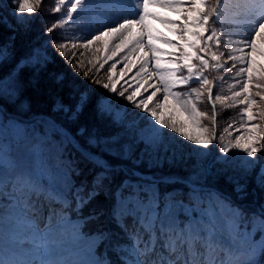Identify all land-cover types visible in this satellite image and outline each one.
<instances>
[{
  "label": "snow or ice",
  "instance_id": "snow-or-ice-1",
  "mask_svg": "<svg viewBox=\"0 0 264 264\" xmlns=\"http://www.w3.org/2000/svg\"><path fill=\"white\" fill-rule=\"evenodd\" d=\"M149 2L150 0H142V3L132 4V0H110L106 5L107 12L94 14L90 0H54L51 8L53 14L61 12V6L66 3L70 7L63 19L57 18L43 30L46 34H52L58 27L67 24L73 12L79 9V23L75 27L81 28L77 39L84 40L85 46L99 41L109 33L123 35L137 23L141 25L142 31L134 43L137 47L141 46L145 37L152 36L151 32L143 31L147 27L144 24L145 16L173 25L169 30L178 32L182 43L177 44L163 35L155 37L178 50V55L165 53L167 63L172 67L161 70V57L156 53L163 50L149 43L147 46L150 52L140 57L142 63L139 71L127 80L123 79L127 75L124 69L129 72L131 69L126 63L121 69L120 79L114 75L119 61L112 63L107 77L109 82L103 84L92 79L87 84L75 85L67 81L64 73L51 74V82L56 88L53 105L55 111L64 118L61 127L65 130L56 129L55 122L49 125L59 142L54 146L55 164L41 172L46 177V183L32 172L21 170L0 144V196H5L10 201V208L20 210L17 215L10 214L6 224L0 228V252L5 248L15 252L27 246L32 254H36V258L5 260L0 257V264H111L110 261L92 259L67 261L44 258L45 253L51 257L54 244L48 240L47 233H41L35 218L47 217L48 223L44 226L47 230L51 228L54 219L59 218L67 223L69 212L82 222L79 227L91 226L89 235L97 238L100 244L113 238V230L122 234L123 240L117 247L124 245L121 253L126 259L120 260L119 264H257L254 259L257 251L264 254V202L259 205L258 213H249L241 205L235 204L229 196L201 183L199 174L195 181H182L176 177L158 175L155 171L161 160L167 159L169 154L163 131L165 127L188 141L194 140L191 134L181 131L182 126L175 122L166 123L158 112L171 97L185 111H189L188 106L191 105L194 115L206 116V113L199 112L196 108V100L203 96V89L213 108L212 129L215 128L216 102L224 105L231 99L243 106L241 115L247 118V131L256 133L246 143L241 142L244 139L242 135H237L234 142L219 149L226 154L230 148H235L252 158L243 159L241 176L229 177V183H233V190L238 198L247 199L250 195L247 179L258 163L257 153L264 151V125L252 123L256 119L264 120V107L258 106V114L253 113L252 108L257 105V100L253 98L250 88L255 87V96L264 101V82L260 81L259 76H253L256 69L252 67L245 48L237 49L243 54L228 56L224 64L221 63L223 54L212 51L214 46L218 49L222 42L217 30L209 27L213 16L219 19L221 0H216L215 6L210 8L206 7L205 0H151L181 13L179 22L147 12ZM44 3L45 0H32L31 3L29 0H20L18 8L13 11L33 14L39 12ZM185 3L189 7L185 8ZM258 7L264 12V0H260ZM127 12L137 18L124 19L116 27H108ZM185 12L187 14L183 15ZM29 18L18 19L17 23L23 25ZM93 25L105 30L89 40L87 36L91 34L90 28ZM260 30H264V16L260 17L257 36L260 35ZM11 39L14 41L15 37ZM64 40L62 35L51 36L44 46L43 54L31 50L19 60L16 66L21 71L25 68L32 69L35 79L29 83L34 87H39L42 76L47 74L49 49L57 50L52 53L53 57L57 53L61 57L67 56L64 49L68 45ZM241 43L250 47L252 52L257 51L254 40ZM116 47L119 51L120 46ZM115 55L114 52L113 56ZM8 59H17L12 46L0 45V62ZM153 61H156L154 67L160 84L145 98L143 92H147L153 85L148 83L142 92L143 86L139 85L138 78L149 75L146 68ZM227 61H233L232 68L236 69L237 77H244L243 82L235 80V84L242 83V86L239 91H232L230 97L217 94L213 98L215 85L207 78L205 71L209 67L217 70L224 68ZM237 61L241 65L239 68H236ZM103 66L101 63L100 67ZM260 71L264 74V70ZM185 72L187 75L183 74ZM88 76L89 73H84L83 79L88 80ZM254 79L257 82L251 85L250 82ZM193 80L199 83L200 89H191L189 97L195 94L196 100L181 99L183 94L174 89ZM93 84L100 85L105 92L97 95L91 87ZM134 85L136 86L133 87ZM130 88L133 89L131 92L128 91ZM17 91L22 95L19 87ZM108 92L119 95L127 104L114 101L108 96ZM158 93L162 94V100ZM20 103L23 106L24 102ZM129 106L141 109L150 116L129 119ZM120 108L124 110L123 115L115 111ZM86 114L92 116V122L86 120ZM99 121L110 123L115 130L111 134L102 133ZM196 126L201 129L199 135L202 138L195 139V144L206 151L215 138V132L209 137V128L200 123ZM21 132L27 134V129H14L17 136ZM171 155L174 157L175 153L172 152ZM221 162L227 163L226 159ZM9 184L11 192L6 194L2 189ZM175 184H183L184 187H169ZM255 185L264 198V164L260 165ZM21 229H27L26 235H32L30 241L21 240ZM257 236L261 238L257 239ZM91 254L90 245L88 255Z\"/></svg>",
  "mask_w": 264,
  "mask_h": 264
},
{
  "label": "rangeland",
  "instance_id": "rangeland-1",
  "mask_svg": "<svg viewBox=\"0 0 264 264\" xmlns=\"http://www.w3.org/2000/svg\"><path fill=\"white\" fill-rule=\"evenodd\" d=\"M142 3V0H132V4ZM110 3V0H90V4L93 6L94 14H104L107 12L106 5ZM246 11H238L236 13L237 18L241 19L239 28H235L230 45L234 50L235 56H240L243 53L237 51V49L245 48L250 56L251 64L256 71L253 72V76L259 78L264 75L261 74L260 70L264 68V46H262L258 41V36L256 35V30L259 27V20L261 16H264V12L259 9L257 3L250 5ZM102 8V12L99 13L98 8ZM130 7V6H128ZM149 13H156L162 18H166L170 21H175L177 17V12H174L168 8L160 6V4L149 2L147 9ZM79 9L73 12L72 20H79L78 17ZM187 13H185L186 15ZM137 17L127 12L116 23L109 24L108 27H116L117 23H122L124 19H136ZM245 22V24H244ZM144 24L147 26L143 31L151 32V37H145L141 43V46H136L135 41L140 37L142 28L139 23L135 24L131 29L125 32L123 35L119 33H109L105 36L103 52L106 57H111L113 62H117L116 68L114 69V75L117 79L121 77V69L124 68V64L128 65V68L131 69L129 72L128 69H124L127 72V75L123 79H129L133 77L137 71H139V66L142 63L140 57L144 56L145 53H149L150 49L148 44L151 43L158 49H162V52H157L156 55L161 57L159 64L161 70L163 71L166 68L172 67L171 64L167 63L168 57L165 53H173V50L170 45L164 43L160 39L155 37L162 35L163 33H171L169 30L172 25L161 22V20L155 19L152 16H145ZM103 30H105L103 28ZM264 31V30H260ZM81 34V33H80ZM89 35L87 36V39ZM254 40L256 44L257 51L252 52L250 47H245L242 41ZM81 43H85L84 40L80 39ZM117 45L120 46L119 51L117 50ZM135 48V51H133ZM116 53L113 56V53ZM156 61L151 62L146 71L149 75H141L138 78L139 85H142L141 91L143 92L144 88H147L148 83L153 85L152 88H149L147 92H143L144 97L146 98L151 91L155 90V87L160 84L159 76L156 73L154 67ZM236 68H239L241 65L237 61ZM223 77V79H221ZM240 79L243 82L244 77L236 76V69L229 67L223 73H221L214 83L213 88V98L215 95L219 94L222 96H231L232 91H239L242 83L240 85L235 84V80ZM255 80V79H254ZM251 81L250 84L252 82ZM131 83V81H129ZM134 85L133 87H135ZM197 89V87L186 85L184 87H176L174 90L182 93L181 99L191 98L196 100L195 94H192L189 97L191 89ZM133 89H129L131 92ZM110 98H113L114 101H117L116 98L112 95H108ZM159 99L162 100V94H159ZM254 98V97H253ZM255 99V98H254ZM121 104H127L122 102ZM217 105H220L221 109H224L229 113L227 121L221 128L220 132L215 136L213 142L208 146V149L205 151L201 149L200 146L195 144V139L202 138L199 133L201 131L196 125L197 123L202 124L204 127L209 128L207 120L209 119V111L206 108L203 96L196 100V108L199 112L206 113L204 117L196 116L191 111V105H189V111H185L179 104H177L171 97L167 104L160 109L158 112L159 115L165 119L166 123L175 122L177 125L182 126L181 131L187 132L194 137L193 141H188L184 136L178 135L176 132H169L167 127L163 129L165 134V142L169 146V154L167 159H162L159 168L166 169H187L191 168L192 172L190 173L188 180L195 181L197 179V174L200 176V182L203 183L205 177L213 171H216L220 175L229 179V177H239L242 175L241 164L244 158L252 159L251 157H246V154L235 149L230 148L228 153H221L219 149L227 145L229 142H234L237 135H242L244 139L242 143L248 142L253 136L256 135L255 132H248L247 128L249 125L246 123V116L241 115L242 105H238L234 100L229 99L226 104L221 105L219 102H216ZM154 107V105H153ZM256 106L253 105L252 111L254 114L256 112ZM119 111L122 115L124 113L123 108L115 109ZM129 112V111H128ZM149 115L144 113L141 109L136 111L133 116H130L129 119H135L137 117H143ZM140 121L138 120L137 123ZM252 123L261 124L258 119L252 121ZM0 144L3 145L4 149L10 154V156L17 162L21 170H26L32 172L37 178L42 182L46 183V177L41 175L42 169L50 168L55 164V145L57 144L49 134H36L32 137L23 138V132L19 136L15 135L14 129L24 128V123L21 122L16 117H9L5 119L0 113ZM211 137L210 131L208 133ZM174 152L175 156L172 157L171 153ZM259 153L256 155L258 163L255 168H258L257 173L261 164H264V156L262 159L259 157ZM163 155V154H162ZM226 159L227 163H223ZM43 161V164H41ZM253 169V170H254ZM252 170V172H253ZM251 172V173H252ZM176 177V176H174ZM178 178V177H176ZM20 213L18 208H10V201L6 199L5 196H0V228L6 224L7 217L11 215H17ZM68 222H64L59 218L54 219L51 222V228L45 229V224L48 223L47 217H44L42 221L35 223L39 226L41 233H47V238L54 244L52 249V255L49 256L48 253L44 254V258H52L59 260L67 261H80V260H99L96 245L98 244V239L92 237L91 235L82 236L78 231V226L81 223L76 216L70 215L67 213ZM27 229H21L19 232L20 238L22 241L32 239L31 234H27ZM261 238V237H260ZM257 238V239H260ZM91 245L92 254L88 255L89 246ZM260 253L257 251L254 259L257 264H260ZM0 257L5 260L11 259H20V260H29L36 258V254H32L29 247L25 246L20 249H17L15 252L10 251L8 248H5L3 252H0Z\"/></svg>",
  "mask_w": 264,
  "mask_h": 264
},
{
  "label": "trees",
  "instance_id": "trees-1",
  "mask_svg": "<svg viewBox=\"0 0 264 264\" xmlns=\"http://www.w3.org/2000/svg\"><path fill=\"white\" fill-rule=\"evenodd\" d=\"M19 2L20 0H0V20H3V22H0V45H11L17 57V59H8L7 61L0 62V105L4 107L5 112L18 114L24 117L46 115L52 118L59 126H62L64 124V118L55 111L53 105L56 88L52 84L50 76L53 73H64L67 77V81L75 85L87 84L92 79L99 80L101 84L109 82L107 79L109 68L114 62L111 59L109 60L103 52L105 36L101 37L99 41H93L91 45L85 46V43H81L80 39H77L81 33V28H76L75 24L79 23V20L68 21V23L63 27H58L54 33L46 34L43 30L51 26L57 18L63 19L67 14V10L70 5L67 3L62 5L61 12L53 14L51 13V8L53 7L54 0H45L44 5L39 12L29 14L27 12L19 13L13 11L15 8H18ZM31 2L32 0H29V3ZM215 4L216 0H205L207 8L214 7ZM184 7L187 8L189 5L185 3ZM239 9L238 3L234 0H221L219 7V19L213 16V22L209 25V27L215 28L217 33L222 37V42L219 48L217 49L214 46L212 49L213 52L223 54V59L221 60L222 64L225 63L228 56H235L234 50L230 47L229 40L232 29H235L236 25L239 23V20L235 15ZM185 13L183 15H185ZM181 15V13H178V17L176 19L177 22L180 21ZM24 17L30 18L26 19L23 25L17 23L18 19H22ZM99 32H103L102 27L93 25L90 28L91 34L88 39H92V36L97 35ZM54 35H62L65 37L64 42L68 46L64 49V51L67 53V56L61 57L57 53L55 57H53L52 53H56L57 50L49 49L48 59L50 63L47 68V74L42 76L39 87H34L31 83H29L35 79L32 69L25 68L21 71V69L16 65L19 63V60H21L31 50H36L43 54L46 42ZM163 35L177 44L182 43L179 39L178 32L172 31L171 34ZM13 36L15 37L14 41L11 39ZM258 41L262 46H264V31L260 32ZM173 53L178 55V50L174 49ZM105 61L107 62L104 63ZM101 63L104 64L102 68L100 67ZM232 64L233 61H227L225 67L219 70L209 67L205 71V75L213 82L221 73L229 67H232ZM97 69H99V71H97ZM86 72L89 73L88 80L83 79L84 73ZM183 74L187 75L186 72ZM259 79L261 82H264V75H262ZM256 82L257 80L255 79L251 85H254ZM187 85L195 86L200 89V85L196 82V80H193ZM184 86L186 85L177 87ZM18 87L22 91V95L18 93ZM91 87L96 91L97 95L105 92L100 85L93 84ZM201 91L204 93L205 105L209 111V119L207 122L209 124L210 134L212 136L214 131L216 136L227 121L229 113L224 109H221L220 105H217L215 109V128L212 129L211 118L213 108L208 101L207 92L203 89H201ZM250 91L252 96L257 100V105L255 106L257 109L256 112H258V106L264 107V101H261L258 96H255L257 91L255 87H251ZM109 94H112L120 103H127V101L123 100V98L119 95H114L112 92H108V95ZM20 101L24 102L23 106H21ZM138 110L139 109L129 106L128 118L133 116ZM5 112H1V115L7 120L9 117L5 114ZM86 120L88 122H92L93 118L91 115L86 114ZM258 120L262 123V125H264V120ZM49 125H51V123L45 118H35L30 122L24 123L23 129H27V134L23 133V135L24 137H28L37 133L49 134L51 138L58 143L59 141L57 140L53 129L50 128ZM98 126L100 131L105 134H111L115 130L110 123L105 121H99ZM263 156L264 151H261L259 153L260 159H262ZM257 170L258 168L254 169L247 179V183L250 188V195L244 200H240L234 192L233 183H229V179L220 175L216 171L208 174L203 183L205 186L212 187L215 190L229 196L235 204L241 205L243 208L247 209L249 213H258L260 210L259 205L264 202V198H262L261 193L255 185ZM155 171L158 175L176 176L180 180H186L192 172V169H166L158 167ZM169 187L183 188L184 185L175 184ZM84 214H87V210H85ZM78 230L82 236H87L91 232V226H85L82 228L78 227ZM113 231V238L109 241H105L103 244L98 242L96 249L103 261H110L111 264H119L120 260L126 259V257H124L121 253V247L124 245L121 244L120 247H117L118 243L123 240V236L118 231ZM257 238L260 237L257 236ZM260 258V264H264V254L260 253Z\"/></svg>",
  "mask_w": 264,
  "mask_h": 264
},
{
  "label": "water",
  "instance_id": "water-1",
  "mask_svg": "<svg viewBox=\"0 0 264 264\" xmlns=\"http://www.w3.org/2000/svg\"><path fill=\"white\" fill-rule=\"evenodd\" d=\"M9 115H12V114H9ZM14 116V115H13ZM46 119H48L49 121H51L52 123L54 122L50 117H47V116H44ZM21 120H24V121H30L32 120L33 118L35 117H32V118H29V119H26V118H23V117H19Z\"/></svg>",
  "mask_w": 264,
  "mask_h": 264
}]
</instances>
